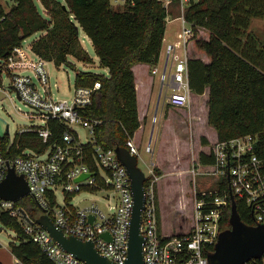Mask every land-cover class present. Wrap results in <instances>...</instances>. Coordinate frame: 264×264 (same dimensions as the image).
I'll return each mask as SVG.
<instances>
[{
  "label": "trees",
  "instance_id": "1",
  "mask_svg": "<svg viewBox=\"0 0 264 264\" xmlns=\"http://www.w3.org/2000/svg\"><path fill=\"white\" fill-rule=\"evenodd\" d=\"M13 2L8 10L0 3V84L3 75L9 72L6 61L37 33L45 34L31 44V51L44 61L74 67L69 61L73 57L93 63L81 43V28L91 40L101 66L109 71L108 76L77 72L76 87L101 83L92 103L82 113L100 122L95 131L96 144L106 150L126 147L141 126L132 67L138 63L155 67L160 61L167 25L163 1L127 0L123 9L115 8L111 0ZM184 16L194 34L200 28L210 35L209 40H196L197 48L210 57V63L187 60L190 90L203 95L209 89V123L217 130L220 142L257 135V153L264 162V43L250 31L253 19L264 20V0H189ZM49 128L52 136L46 143L35 133L19 132L13 141L5 135L1 144L4 148L11 144L8 157L25 150L43 153L60 143L67 131L55 119L49 120ZM92 146L83 144L88 154ZM87 163H92L91 158ZM200 163L213 165L214 157L203 153ZM219 185L227 189L229 186L226 178ZM236 204L242 221L252 225L251 209L238 198ZM15 206L23 208L32 220L36 221L40 215L36 201L29 195ZM230 214L228 198L222 229L230 227ZM1 221L17 233L18 243L9 246L20 264H51L41 248L27 238L16 218L5 215ZM258 264H263V260Z\"/></svg>",
  "mask_w": 264,
  "mask_h": 264
},
{
  "label": "built area",
  "instance_id": "2",
  "mask_svg": "<svg viewBox=\"0 0 264 264\" xmlns=\"http://www.w3.org/2000/svg\"><path fill=\"white\" fill-rule=\"evenodd\" d=\"M162 1L170 3L173 0ZM178 1L183 11L182 30L178 34L179 44H186L193 37L192 28L184 16L189 0ZM176 48L173 45L167 47V59L161 74V91H166V103L169 107L184 109L190 106L188 67L187 60L177 56ZM45 64L46 61L39 57L37 61L28 59L21 48H16L6 61L5 68L9 70V74L5 75L9 77V88L15 91L20 101L35 111L27 117L41 121V125L32 123V126L23 128L20 133H35L46 143L52 136L50 119L58 120L67 131L60 143L50 146L43 153L25 150L14 157H8L11 144L4 148L0 138V183L9 170L13 169L27 181L29 196L40 209L39 216H48L56 229L68 237L92 241L101 256L116 264H125L134 211L131 178L127 168L119 161L115 149L106 150L95 143V131L100 122L85 117L82 113L92 103L93 94L101 88V83L97 81L92 87H76L72 102L55 101L50 87V74ZM20 69L23 72L17 73L16 70ZM157 73L158 69L154 67L152 74ZM36 82L41 85V90ZM0 92H4L3 82L0 84ZM76 124L89 131L92 137L89 143L93 145L91 154L85 151L78 133L73 129L72 126ZM258 145L257 135H245L219 141L210 148L209 154L214 157V164L208 166L209 173L215 174L220 182L226 178L228 189L219 185L214 191L197 192L193 226L176 235H165L160 231L155 195L158 178L150 171V175L146 176V202L140 228L144 237V264H209L208 256L213 253L220 232L225 230L221 228V223L231 193L235 200L238 198L251 209L252 225H264V162L258 156ZM126 148L132 155H138V146L133 138L127 141ZM90 158L91 164L87 163ZM84 174H88V177L76 181ZM102 190L114 192L120 201V204L110 206L109 214L98 204L83 208L70 205L69 198L75 194ZM59 191L64 195L62 205L58 202ZM15 203L0 199V226H3V216L16 218L27 238L41 248L51 264H85L55 243L35 220L30 219L32 223H29L20 211L23 208L16 207ZM91 217L94 218L93 221ZM103 234L109 235V239L104 238ZM262 260L264 264V258ZM258 261L252 260L246 264H258Z\"/></svg>",
  "mask_w": 264,
  "mask_h": 264
},
{
  "label": "rangeland",
  "instance_id": "3",
  "mask_svg": "<svg viewBox=\"0 0 264 264\" xmlns=\"http://www.w3.org/2000/svg\"><path fill=\"white\" fill-rule=\"evenodd\" d=\"M0 3L5 5L6 10L11 6L10 0H2ZM182 14L181 9L179 18ZM181 30L182 22L179 19L168 25L170 37L177 36ZM80 32L81 36L85 34L83 30ZM41 35L39 33L26 40L24 48L27 50L29 45ZM198 37V34H194L191 40H197ZM261 37L264 38V33ZM166 45L167 43H165L161 61L157 66L158 73L154 76L155 89L153 101L145 117L146 126L133 139L138 146L139 168L147 177L150 171H153L154 176L158 178L155 195L160 231L165 235H176L190 230L193 226L195 194L219 188L220 180L217 176L209 173L210 168L200 163L201 154H209L210 148L219 142V138L217 130L209 123V95L208 98L206 96L197 97L191 92L192 106L190 109L176 110L167 105L166 91H161V74L166 61ZM179 48L177 55L179 59H183L185 54L182 47ZM27 52L31 60L37 61V56L31 50ZM88 53L93 58V63H84L73 57H69V61L74 67L66 64L56 66L52 62H46L45 68L50 74V87L55 101H73L77 72L91 71L106 76L109 74L108 70L101 66L93 47L89 48ZM36 83L41 90V85ZM0 99V138L9 135L12 141L20 130L32 126V123L41 125L39 119L31 120L27 117L35 111L20 101L15 91L9 88L7 75L4 77V92H0ZM143 113L142 108V116ZM72 127L78 133L82 144L91 142L92 137L85 127L79 124ZM101 174L105 177L103 172ZM63 201L64 195L59 191L58 202L62 205ZM69 202L70 205L79 208L98 204L107 214L111 213L110 206L120 204L118 195L108 190L83 191L69 198ZM17 243V233L6 226H0V263L19 264L9 246Z\"/></svg>",
  "mask_w": 264,
  "mask_h": 264
},
{
  "label": "water",
  "instance_id": "4",
  "mask_svg": "<svg viewBox=\"0 0 264 264\" xmlns=\"http://www.w3.org/2000/svg\"><path fill=\"white\" fill-rule=\"evenodd\" d=\"M20 97L18 96V99ZM8 129V128H7ZM119 161L128 170L132 183L134 198V211L131 219L128 259L125 264H144L143 243L141 233L142 213L145 208V182L147 177L138 166V158L132 155L128 148L115 149ZM88 177L84 174L76 181ZM29 186L22 175H17L10 169L6 178L0 183V199L17 202L28 196ZM231 214L230 227L221 231L214 246V251L208 256L209 264H246L252 260L264 258V225H249L242 221L237 210L236 200L230 194ZM25 219L32 223L24 209L20 210ZM93 217L91 220L93 221ZM51 236L63 250L71 253L75 258L85 264H116L106 257L101 256L92 241H83L79 238L66 236L61 230H57L53 221L46 215L39 216L36 221ZM104 238L109 235L103 234Z\"/></svg>",
  "mask_w": 264,
  "mask_h": 264
},
{
  "label": "crops",
  "instance_id": "5",
  "mask_svg": "<svg viewBox=\"0 0 264 264\" xmlns=\"http://www.w3.org/2000/svg\"><path fill=\"white\" fill-rule=\"evenodd\" d=\"M0 1H2V0H0ZM126 1L127 0H111V3H112V5L115 8L123 9ZM10 3H11V5H13V3H14L13 0H10ZM164 6L167 9V25H166V32H165V37H164V40H163L162 50H161V54H160V61H161V55H162V51L164 49L165 43H167L165 59H167V47L170 46V45H173V46L177 47L176 48V54H177V51L180 49L179 47H182L183 53L185 54V57L183 58V60L200 59L206 64L210 63V61H211L210 57L204 51H201V50H199L196 47V44H195L196 39L195 40H193V39L191 40V38H190L189 39L190 41L188 40V42L186 44H182V43L179 44V41H178L179 38L177 39L179 32L177 33V36L176 35H174L173 37L169 36L168 25L170 23L178 21V19L181 20V22H182V16L179 18V12H181V9H182V6H181L180 2L178 0H173L170 3H164ZM44 13L46 14V12H44ZM184 13H185V11H184ZM81 30L82 29L80 28V31ZM80 31H79V35H80L81 43H82L83 47L85 48V50L88 52L89 48L93 47L92 42L86 36V34L81 36V32ZM250 31L254 32L256 34V36L262 41V43H264V38L261 37V34L264 33V20H262V19H253L252 22H251ZM37 34H39V33H37ZM37 34L34 35V36H37ZM41 34L43 35L45 33H41ZM197 34L199 36L198 39L202 38L204 40H209L210 35L205 29H200L199 28ZM193 35H194V33H193ZM27 50L28 51L31 50V45H29ZM27 50L24 48V44H23V47H21V51L27 56L28 59L31 60V57L28 54ZM93 50H94V47H93ZM160 61H159V63H160ZM93 62H94V60H93ZM165 63H166V61H165ZM157 66H155V67H157ZM164 67H165V64H164ZM153 68L154 67L152 65H148V64H144V63H138V64H136V65H134L132 67V70H133V73H134L136 91H137L138 115H139V120L141 122V127L135 133L134 139H135L137 133L145 128V126H146L145 117L147 116L148 110H149L150 105H151V102L153 101L152 97H153L154 89H155V77L154 76L157 75V74H152ZM16 71H17V73L23 72V69L16 70ZM108 73H109V71H108ZM4 77H5V74L2 77L3 85H4ZM8 79H9V77H8ZM192 93H193L194 96H197V97L206 96L208 98L209 89H207L206 92L203 95H197L194 92H192ZM191 94H190V106L187 107V108H184V109H176V110H185V109H190L191 108V106H192ZM142 108H143V111H144L143 116L141 115ZM173 109H175V108H173ZM208 166H210V165H208ZM0 264H2V263H0Z\"/></svg>",
  "mask_w": 264,
  "mask_h": 264
},
{
  "label": "bare ground",
  "instance_id": "6",
  "mask_svg": "<svg viewBox=\"0 0 264 264\" xmlns=\"http://www.w3.org/2000/svg\"><path fill=\"white\" fill-rule=\"evenodd\" d=\"M29 195V194H28ZM231 200V199H230Z\"/></svg>",
  "mask_w": 264,
  "mask_h": 264
}]
</instances>
